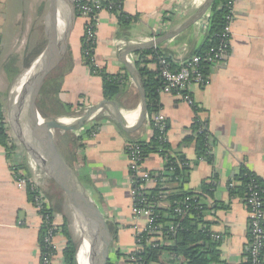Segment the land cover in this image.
Instances as JSON below:
<instances>
[{"label":"crops","instance_id":"obj_1","mask_svg":"<svg viewBox=\"0 0 264 264\" xmlns=\"http://www.w3.org/2000/svg\"><path fill=\"white\" fill-rule=\"evenodd\" d=\"M203 2L123 0L122 12L137 18L126 28L119 27L116 15L108 11L100 12L94 26V64L110 75L123 72L124 65L120 62L122 52L179 28ZM8 9L7 0H0L1 23L5 21V15H10L11 21L18 15V11L8 14ZM200 22L201 18L180 37L152 48H159L174 64L179 65L203 40L205 28L200 29ZM85 25L86 21L76 16L67 53L60 66L69 64L70 68L63 77L58 96L65 104H81L80 113L104 100L101 79L90 75L82 57L81 39ZM130 57L134 60L136 55ZM128 58L125 57V63ZM149 60L148 69L155 72L157 66L151 58ZM8 61L3 60L0 70V105L15 151L9 155L0 146V264H41V218L29 202L27 188H20L16 180L24 176L35 182L37 172L33 165H36L38 156L32 158L16 138V129L12 130L9 96L16 93L23 77L20 65L8 66ZM131 86L130 79L126 94L118 99L121 105L117 107L124 129L134 130L124 132L114 124L108 112L99 111L89 122L90 126H98L96 135L82 140L83 149L78 151L77 163L71 168L102 214L109 218L110 228H115L113 262L117 261L115 252L131 254L135 247L131 218L132 184L129 158L125 152L127 135H136L144 141L151 135L149 129L141 130L146 118L139 127L141 94L139 89H132ZM5 90H10V93H5ZM188 93L193 104L201 110L198 116L207 124L211 163L198 162L194 143L184 142L192 134L195 117L192 107L173 95L159 94V115L169 124L166 140L174 152H180L191 164L187 190H198L204 181L215 185L214 204L212 206V202L206 200L212 209L205 216L210 225L211 238L216 242L218 262L215 264H244L248 211L241 197H230L228 186L239 185L236 177L242 169L253 173L264 184V0H238L235 3L226 62L209 69L205 88L190 86ZM74 135L78 137L77 133ZM25 138L24 135L26 144L28 141ZM62 138H59V150L66 157L69 149L79 143L71 144ZM25 146L29 148L27 144ZM164 163L161 156L152 154L144 160L141 168L148 173L160 172ZM39 182L40 186L46 183L42 177ZM42 191L46 195L45 190ZM67 211H71L68 206L63 207L61 213L54 214L55 225L62 223ZM139 224L144 225L143 222ZM53 243L56 248L51 262L60 264L65 240L57 235ZM163 259L167 260L166 257ZM121 262L123 260L120 259L116 263ZM179 264L185 263L180 261Z\"/></svg>","mask_w":264,"mask_h":264},{"label":"trees","instance_id":"obj_2","mask_svg":"<svg viewBox=\"0 0 264 264\" xmlns=\"http://www.w3.org/2000/svg\"><path fill=\"white\" fill-rule=\"evenodd\" d=\"M229 1L230 0L213 1L209 10L210 18L208 27L204 32L201 44L182 62L188 61L194 56L203 58L210 49H216L220 46L223 30L227 24V4ZM122 3L123 0H103L102 5L105 8L111 6L109 12L116 15L119 27L126 28L132 23H135L137 18L124 14L122 12ZM83 4H85L83 0H74V6L76 7L75 11L78 17L80 15L77 6ZM42 46V44L39 46L41 52ZM93 49L94 46L85 43L83 36L81 39V52L90 75L101 79L103 99L114 101L117 106L120 107L121 102L118 99L121 96L124 97L126 94L128 84L130 83V77L126 72H121L117 75H110L105 69H100L95 66L92 62ZM41 52L39 54H41ZM135 55L134 69L141 81L146 105V119L141 130L149 129L151 135L148 140L144 141L136 135L128 134V142L125 152L129 155L133 148H137L139 150L141 163L152 154L159 155L164 159L165 163L163 171L150 173V177L157 181L162 179L165 187L146 189L143 192L142 198L144 199L145 204L151 206V212L155 217L154 224L161 226V232L164 238L171 241V244L158 248L146 246L140 253H137L134 256L135 262H131L130 264H179L177 259H180L185 264H215L218 262V255L215 251L216 242L211 238V233L209 231L210 225L208 221L205 220L206 214L212 209L214 204L213 191L215 185L212 182L204 181L198 190L191 191L186 189L191 164L180 152H174L168 142L163 140L169 129L168 121L165 120L163 125L160 126L156 125L152 120L154 116L159 114L161 108L159 94L162 88V82L159 77L158 60L164 59L171 69L179 68L182 62L179 65L174 64L167 55L159 50V48L145 49ZM148 57L151 58L152 62L157 66L155 72L148 69V64L150 62ZM22 61L23 64H27L28 60L20 59L18 56L12 55L8 62V66L19 64L21 68L23 65ZM69 68V64L60 67L46 80L40 91L36 106L39 115L46 122H59L62 119L74 118L83 108L81 104L75 106L65 104L61 102L58 97L63 77ZM209 69L210 67L208 64L203 62L199 64V70L206 77H208ZM191 107L195 115L191 127L192 134L187 137L184 142L185 144L194 143L196 160L198 162L204 161L206 163H211L210 135L207 129V124L198 116L201 110L195 104ZM97 129V125L90 126L89 123H87L84 127L83 134L79 135L77 138H75L74 134L63 137L62 139H65L68 143H79L77 147L69 149L66 157H63L59 150V139L56 140L55 145L58 153L62 161L70 169L77 163L79 156L78 151L83 149V145L81 144L82 140L84 138H90L93 133H96ZM0 146L10 153L9 155L15 151L13 142L7 132L5 117L1 105ZM19 177L23 178L24 176ZM236 181L239 182L238 186H235V184H233L232 187L228 186L231 198L241 197L245 202L250 184L255 183L258 187L259 196L264 204V184L258 177L253 173L242 169L237 175ZM140 183V181H137V183L133 185L137 187ZM161 193H163L165 197L163 203H165L166 206L157 207L154 203H157L159 200L158 197ZM27 195L29 202L31 203L35 191L30 187H27ZM44 196L47 199L49 206L48 208H45V210H42L41 215L43 218L45 215H48L51 222V220L54 221V214L56 212L61 213L63 207L68 205L60 194L53 196L46 193ZM206 200L211 201L212 206L207 204ZM176 209H182L184 214L178 215L175 212ZM69 215L70 211H67L66 215L62 218V223L56 225L53 232L54 236L59 235L65 240V246L62 250V261L60 264H76L78 244L69 229ZM168 224L174 227L175 231L173 234L169 233ZM262 226L264 227V222L262 223ZM45 228H51L50 224H42L40 227L39 248L42 255L48 252L51 253L50 249L43 243V238L47 231ZM53 255H55V251L53 252ZM114 255L117 257V261L120 259L126 261L130 257L129 254H121L119 252H115ZM164 257H166L167 260L163 259ZM245 259L246 261L244 264H250V255L249 252H247V249ZM259 259L260 263L264 264V247L261 250Z\"/></svg>","mask_w":264,"mask_h":264},{"label":"water","instance_id":"obj_3","mask_svg":"<svg viewBox=\"0 0 264 264\" xmlns=\"http://www.w3.org/2000/svg\"><path fill=\"white\" fill-rule=\"evenodd\" d=\"M213 1L214 0H206L203 6L201 22L199 24L200 29L208 27L210 18L209 10ZM201 7L189 17V19L194 17L199 10H201ZM76 16L73 0H49V8L44 21L46 42L43 44L42 52L37 60V63H40V65L31 76L30 83L24 94L22 95V93H19L20 95L15 101L12 122L15 126L19 141L26 152L29 153L32 158L36 155L38 156L39 161L36 160V165L32 164L34 170L47 182V184L52 185V187L60 193L74 214L78 226L80 227L82 239L76 254V264H79L77 255L85 237L89 240L90 247H92L93 240L96 239L97 243L101 244L102 251L105 253L103 264H112L113 252L111 247L112 234L109 229L110 227L96 203L90 198L84 188L79 185L75 174L62 161L55 142L57 138L76 134L83 130L85 125L89 123L99 111L108 112L112 116L114 124L121 127L124 132H132L134 129L129 131L124 129L120 111L114 101L102 100L98 104L86 108L70 126L60 128V130H57L60 122L44 121L39 115L36 106L44 83L60 68L66 56L68 39L73 29ZM188 20L175 30L166 32L162 36L145 43L130 46L121 53L120 62L124 65L122 71L129 75L132 82V89H139L141 94V118L139 127L146 118L145 95L134 66L125 63V57L128 58L132 54L180 37L188 30ZM52 53L53 55L50 60V55ZM131 64L133 65L134 63ZM23 85H21V88ZM20 125L23 128H20ZM22 129L25 132H23ZM24 135H27L31 139L33 148L30 149L25 146L23 142ZM90 255L91 254H89L88 260L89 264H91Z\"/></svg>","mask_w":264,"mask_h":264},{"label":"built area","instance_id":"obj_4","mask_svg":"<svg viewBox=\"0 0 264 264\" xmlns=\"http://www.w3.org/2000/svg\"><path fill=\"white\" fill-rule=\"evenodd\" d=\"M85 4L78 5L77 10L80 17L86 21L84 39L86 44H91L95 46V23L100 12L111 10V6L105 8L102 5L103 0H83ZM238 0H230L227 4L228 15L226 17L227 24L223 30L221 44L216 49H210L208 53L200 58L198 56L192 57L190 60L182 62V64L177 69H171L169 64L164 59L158 60L159 65V77L162 82V88L160 94L173 95L176 98L182 100L186 104L192 106L193 101L187 92L190 86H196L198 88H205L208 85V77L204 76L199 70V64L201 62L206 63L209 67L221 65L226 62V59L229 55L230 50V31L233 22V11L234 5ZM74 3V0H73ZM88 3V4H87ZM76 9V7L74 6ZM207 28H205V31ZM204 31V32H205ZM94 50V49H93ZM133 57L128 58V62L133 63ZM92 62L93 58H92ZM96 66V65H95ZM187 92V93H185ZM2 109V108H1ZM79 116V115H78ZM77 116V117H78ZM77 117L71 119H62V121L74 122ZM156 125H163L165 121L162 116L159 114L154 116L153 119ZM84 130V129H83ZM83 130L77 133V136L83 134ZM96 133H93L91 137H94ZM166 140V136L163 138ZM129 179L132 184L130 191L132 198L131 206V218L133 221V240H134V251L129 254V258L126 261L121 263L114 262L113 264H130L135 262L134 256L137 253H140L146 246L158 248L161 246H167L171 244V241H168L164 238L161 232V226L155 225L154 216L151 212V206L144 203L142 198L143 192L149 188H164V181L161 179L159 181L154 180L150 177V173L142 170L141 159L139 150L133 148L129 155ZM163 171V170H162ZM35 182H31L26 178H18L17 184L20 188L30 187L35 191L33 200L31 202L34 210L40 215L41 225L50 224L51 228H45L46 234L43 238V243L50 249L51 253H45L44 255L40 254V263L41 264H52L51 260L54 257L53 252L55 251V246L53 244L54 239V230L56 225L54 221L51 220L48 215H45L44 218L41 215L42 210L48 208L49 204L45 198L42 186H40L41 176L37 173ZM37 181V183H36ZM137 181L141 183L139 186H134ZM230 187L233 184L229 185ZM157 203H154L155 206L163 207L166 206L163 201L165 197L161 193L158 197ZM207 203V202H206ZM245 205L248 211V221H247V252L250 255V264H261L260 263V253L264 247V227L262 223L264 222V204L261 197L259 196L258 187L255 183H251L248 188V195L245 199ZM175 212L178 215H183L184 211L182 209H176ZM143 222L144 225L141 226L139 223ZM168 231L172 233L175 231L174 227L168 224ZM177 259V258H176ZM181 260L177 259L179 263Z\"/></svg>","mask_w":264,"mask_h":264},{"label":"rangeland","instance_id":"obj_5","mask_svg":"<svg viewBox=\"0 0 264 264\" xmlns=\"http://www.w3.org/2000/svg\"><path fill=\"white\" fill-rule=\"evenodd\" d=\"M8 4H9L8 14L11 13L13 14L15 11H18V15L14 18V21L13 20L11 21L10 15L9 16L5 15L6 16L5 21L2 23L0 22V33H1L0 70L3 65L2 63L3 60H8V59L10 60V57L12 55H15L18 56L20 59L28 60L27 64L25 63L23 64L22 61L24 67L23 65L21 67V72H22L21 77L24 78V76L31 71V68L37 62L40 56L39 54L41 52L39 47L40 44L43 45L46 42L44 21L49 8V0H7V5ZM9 91L5 90V93L8 92L9 94L10 93ZM18 93L19 92L16 93L13 92V94L9 96L8 108H9L10 119L13 117L14 114L15 101L18 97ZM79 114L80 112L77 113V116ZM12 130H15L14 124ZM23 132L25 131L23 130ZM14 134L16 135L17 138L18 136L16 131L14 132ZM58 139L59 138H57L56 140ZM25 140L27 139L25 138ZM78 183L83 188V186L80 184L79 181ZM42 189H44L46 193L51 194L53 196L60 194L55 188L52 187V185L47 184V182L45 183V185L42 186ZM103 216L110 227L109 218L106 217L105 215ZM68 217H69L68 223L70 227L69 228L70 232L72 236L75 238L79 247L82 239L80 227L78 226V223L73 213H71ZM55 222L56 221L54 220V224H56ZM109 229L112 234L111 247H114L115 228H109ZM54 246L56 248L55 244Z\"/></svg>","mask_w":264,"mask_h":264},{"label":"bare ground","instance_id":"obj_6","mask_svg":"<svg viewBox=\"0 0 264 264\" xmlns=\"http://www.w3.org/2000/svg\"><path fill=\"white\" fill-rule=\"evenodd\" d=\"M205 2H206V0H204V2L202 3L201 10H199V12L194 17H192L188 20V22H187L188 28L190 26H192L193 24H195L198 20H200L202 12H203V6H204ZM52 55H53V53L50 55V60H51ZM126 63L128 65H130V63H128L127 61H126ZM39 65H40V63H37V62L33 65V67L31 68V71L27 75H25L26 77L24 76V78H22V81H21L20 85L18 86L16 92L22 93V95L24 94L25 90L27 89V87L30 83L31 76L36 71V69L39 67ZM21 85H23V86L20 89ZM19 93H18V97L20 95ZM70 124H72V122L62 121L59 123L58 128L68 127V126H70ZM20 128H23V127L20 125ZM25 136H26V139L28 140V142L26 144L29 146L30 149L33 148V144L31 142V139L27 135H25ZM89 254H91L90 255L91 264H103V261H104L103 258L105 256V253L102 251L101 244L97 243L96 239H94L93 243H92V247H90L89 240L85 237L83 242H82V245L79 249L78 255H77V259H78L79 264H89V261H88L89 260Z\"/></svg>","mask_w":264,"mask_h":264}]
</instances>
